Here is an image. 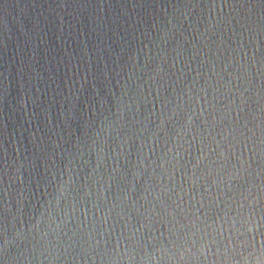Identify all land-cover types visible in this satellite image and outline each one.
Segmentation results:
<instances>
[{
	"label": "water",
	"instance_id": "95a60500",
	"mask_svg": "<svg viewBox=\"0 0 264 264\" xmlns=\"http://www.w3.org/2000/svg\"><path fill=\"white\" fill-rule=\"evenodd\" d=\"M0 264H264V0H0Z\"/></svg>",
	"mask_w": 264,
	"mask_h": 264
}]
</instances>
